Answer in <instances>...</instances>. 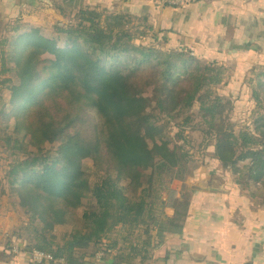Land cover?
Returning <instances> with one entry per match:
<instances>
[{"label": "trees", "instance_id": "1", "mask_svg": "<svg viewBox=\"0 0 264 264\" xmlns=\"http://www.w3.org/2000/svg\"><path fill=\"white\" fill-rule=\"evenodd\" d=\"M63 5L56 7L62 16L69 17L66 6L74 15L53 28L50 57L38 44V30L8 26L3 35L9 50L0 61V149L11 152L6 182L29 223L0 251H11L16 241L24 253H47L64 264H149L155 251L179 234L162 222L169 220L166 214H155V206H170L176 215L180 207L184 220L194 195L188 190L190 198L179 199L171 189L192 172L186 153L170 151L156 119L184 117L188 124L197 107L202 124L223 128L232 110L224 93L231 68L196 58L188 49L168 48L150 16L135 24L131 15L96 11L85 0ZM244 83L264 111V66L253 67ZM228 132L218 161L233 172L238 189L244 182L254 190L259 184L262 195L264 114L237 136ZM85 159L101 172L125 170V177L141 185L139 198H128L111 177L100 176L91 187ZM158 184L169 195L166 202H156ZM85 199L92 202L77 223ZM62 225L72 226V232L56 233ZM141 228L144 235L135 245L117 248L115 231L126 240ZM97 253H103V262H95Z\"/></svg>", "mask_w": 264, "mask_h": 264}, {"label": "crops", "instance_id": "2", "mask_svg": "<svg viewBox=\"0 0 264 264\" xmlns=\"http://www.w3.org/2000/svg\"><path fill=\"white\" fill-rule=\"evenodd\" d=\"M6 2L15 6L14 0ZM115 6L119 14L150 16L168 48L188 49L196 58L227 65L233 77L224 93L237 104L248 97L246 76L264 66V0H193L178 9L156 0ZM218 187L196 191L184 220L170 217L179 234L159 247L149 264H264V210L249 206L239 189ZM0 264L33 262L28 253L0 251Z\"/></svg>", "mask_w": 264, "mask_h": 264}, {"label": "rangeland", "instance_id": "3", "mask_svg": "<svg viewBox=\"0 0 264 264\" xmlns=\"http://www.w3.org/2000/svg\"><path fill=\"white\" fill-rule=\"evenodd\" d=\"M6 1L8 0H1L2 4L0 7V21L2 22L0 27V61H2V53H6V51L9 50V48L5 47L6 43H4L6 36H3L8 26L11 28L14 26L20 27L21 30L22 28L23 30H26L24 28L38 30L40 33L38 44L44 51L45 57H50L53 52L51 47L53 44L51 40L53 28L58 24L67 25L69 23V17L73 16L74 13H70L68 6H66V15L69 17L62 16L56 10V7L59 5L60 7H64L63 0H14L15 6L12 2L9 3ZM118 2L121 1L85 0L87 7L100 12H105L107 10L117 12L118 7L115 6V3ZM7 4L10 5L7 6ZM10 6H12V8H9ZM107 6L111 9L106 8ZM134 18V23L137 24V20L141 17L136 16ZM247 93L248 97L243 99L241 104H237L236 101L233 100V97L228 95L231 99L232 110L229 112L223 128H221V125L212 128L202 124L197 116V107L193 109V119L192 122L188 124H184V117L168 119L160 116L156 119V128L165 133V141L169 145L170 151L180 150L188 155V166L192 172L191 176L186 179L185 183L174 182L171 185V189L177 193V196L179 195V199L181 196L183 200L188 199L190 197H186V193L190 195L189 191H191V194H195V192H199L201 188L215 189L217 187L219 189L218 185L239 188L234 184L233 179L236 177L233 175V172L229 169L224 170L222 168L221 163L218 161L217 150L228 143V131H233L237 136L241 131L252 127L259 113L264 114V111L261 112L257 109L259 106L255 104L251 96L252 91H248ZM9 122V131L11 132L13 131L14 122L11 120ZM144 137L145 135H143V138ZM29 150L35 151V148L29 145ZM11 160V152L0 149V232L7 230L9 233L8 239L11 237L12 241L17 240L16 234L19 233V229L22 226L29 223V219L25 215L24 208L19 205L10 186L6 182V172L8 171ZM83 172L87 176L91 187L100 181V176L111 177L114 180H118L119 187L124 190L128 198L129 196L135 199L139 198L142 187L132 182L129 175L125 177V170L101 172L96 168L92 159H85L83 161ZM137 174L142 175V172L138 171ZM141 179L143 182L145 181V178ZM244 184L245 186L242 188L240 187L241 190H239L243 196L246 197L248 205L257 210H264V193L258 195L257 191L261 189V186L255 184L256 190H254L246 182H244ZM163 188L165 187H159V184L156 186L154 193L156 202H160L161 200L166 202V199H168L169 195ZM192 190L195 191L192 192ZM91 202L90 199H85L83 201L82 207L78 209L79 211L76 215L77 218H80L75 219L77 223L81 220L84 209ZM155 207L158 208L155 213L157 216H161L162 214L158 211H162L163 216L166 214L169 217V220L163 217L162 222H170L172 220L170 218L172 215L175 221L183 220V211L180 207H178L177 215L176 211L170 206L164 209H162L161 206ZM169 213H171V215ZM72 230V226L62 225L57 228L56 233L63 234L72 232ZM134 234V237L132 236L124 240L123 236L115 231L112 234V239L118 241L117 248L121 245V249H124L128 248L129 244L134 243L135 245L138 238L143 237V229L141 228L140 231ZM103 257L102 253V259L98 261L99 263L103 262Z\"/></svg>", "mask_w": 264, "mask_h": 264}, {"label": "built area", "instance_id": "4", "mask_svg": "<svg viewBox=\"0 0 264 264\" xmlns=\"http://www.w3.org/2000/svg\"><path fill=\"white\" fill-rule=\"evenodd\" d=\"M161 5H165L172 8H183L193 2V0H156ZM8 231L0 232V248L3 247V243L8 239ZM24 251V245L21 242L13 241L11 246V252L15 255H20ZM33 264H64V260H55L52 255L35 251L30 254ZM102 259V253H97L95 256V262Z\"/></svg>", "mask_w": 264, "mask_h": 264}, {"label": "water", "instance_id": "5", "mask_svg": "<svg viewBox=\"0 0 264 264\" xmlns=\"http://www.w3.org/2000/svg\"><path fill=\"white\" fill-rule=\"evenodd\" d=\"M197 1H200V0H197ZM165 5H163V7H164ZM1 25H2V22L0 21V27H1Z\"/></svg>", "mask_w": 264, "mask_h": 264}]
</instances>
